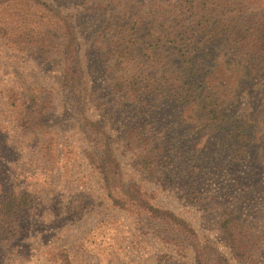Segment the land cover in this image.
<instances>
[{
	"label": "rangeland",
	"instance_id": "374dc122",
	"mask_svg": "<svg viewBox=\"0 0 264 264\" xmlns=\"http://www.w3.org/2000/svg\"><path fill=\"white\" fill-rule=\"evenodd\" d=\"M41 1L71 23L76 54L68 78V42L47 9L0 4V199L13 195L21 203L12 228L0 229V264H264V74L238 66L228 54L238 46L224 38L190 43L234 88L231 111L256 126L236 157L223 133L190 118L192 105L112 94L116 75L106 46L116 33L109 17L153 3L167 15L180 0ZM239 3L242 12L231 17L254 13L264 22V0ZM221 8L232 12L234 5ZM144 35L147 46L155 36ZM170 51L165 42L173 65ZM157 73L163 78L162 69L148 76ZM93 123L110 135L120 163L109 180L96 164L102 146ZM129 123L152 137L150 148L127 146ZM145 156L158 165H142Z\"/></svg>",
	"mask_w": 264,
	"mask_h": 264
},
{
	"label": "trees",
	"instance_id": "16d2710c",
	"mask_svg": "<svg viewBox=\"0 0 264 264\" xmlns=\"http://www.w3.org/2000/svg\"><path fill=\"white\" fill-rule=\"evenodd\" d=\"M13 1L15 0H1L0 4ZM17 1H27L45 7L47 16L60 25L61 32L68 42L66 76L71 78L70 63L73 64L75 59L77 40L69 20L41 0ZM239 1L242 0H180L179 8L167 15L157 12L160 8L157 3L139 4L129 12L120 14L118 18L115 15L109 17L107 28L116 33L106 46L108 49L106 57L110 61L109 70L116 75L112 83V94L131 99L130 101L134 103L147 98L154 106L166 104L169 100H174V103L182 101L186 105L190 104L192 105L190 118L201 123L200 125L196 122L204 130L206 128L202 125H209L217 129L216 132L223 133L224 144L231 147L236 157L241 156L250 139L249 136L253 137L250 132L256 126L250 120L251 117H238L231 111L237 95L234 88L230 87V83L221 74H215L217 64H211L208 58L199 55L201 46L197 48L190 46V43L197 39L204 46L216 36L224 38L232 45L238 46L236 51H228V54L232 52V56H235L238 66L264 74V22L254 13L247 19L231 17L232 13L242 12ZM232 4L234 5L232 12H222L221 6ZM100 6L102 10L109 8ZM172 20L173 23L170 25ZM231 22L234 23L231 29L237 33H232L228 26ZM142 32L145 33V39L151 35L155 36L153 42L142 46L139 37ZM209 32L215 34L211 35ZM165 42L172 45L170 56L175 59L173 65L164 55ZM159 69L164 70L163 78L158 76V73L156 77L148 76L149 71ZM211 77L214 78L210 79ZM228 101L232 105L227 107L225 103ZM90 126L95 131L94 140L102 146L96 164L102 167V175L109 180L110 175L117 174L120 166L112 149V138L98 124L93 123ZM125 132L127 146L150 148L152 137L144 131H138L135 124H126ZM141 160L144 166H157L159 163L154 156H145ZM9 196L0 199L1 231L12 228L13 216L21 206L17 198ZM155 209L150 208L151 214L159 213L166 219L171 217L178 226L188 229V225L172 213ZM230 222L235 223V220L231 219ZM227 225L224 224V231H229Z\"/></svg>",
	"mask_w": 264,
	"mask_h": 264
}]
</instances>
